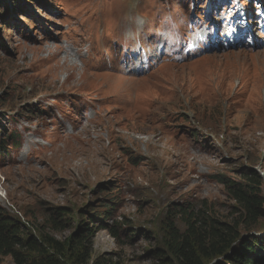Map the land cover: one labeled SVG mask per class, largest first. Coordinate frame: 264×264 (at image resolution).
<instances>
[{"label":"rangeland","instance_id":"obj_1","mask_svg":"<svg viewBox=\"0 0 264 264\" xmlns=\"http://www.w3.org/2000/svg\"><path fill=\"white\" fill-rule=\"evenodd\" d=\"M209 1L0 0V209L62 244L79 210L102 213L111 201L106 224L126 223L122 240L98 231L90 257L115 264H155L176 205L232 221L235 202L216 176L237 182L248 169L264 181V43L117 75L120 29L148 64L175 37L197 45L211 25L226 31L239 7L258 23L249 0H213L230 12L205 23ZM53 208L73 213L59 231L46 222ZM175 228L185 230L179 219Z\"/></svg>","mask_w":264,"mask_h":264},{"label":"trees","instance_id":"obj_2","mask_svg":"<svg viewBox=\"0 0 264 264\" xmlns=\"http://www.w3.org/2000/svg\"><path fill=\"white\" fill-rule=\"evenodd\" d=\"M4 148L6 144L0 138V149ZM240 172L242 180L237 182L222 176L215 178L235 202L234 213H229L232 221L219 220L210 210L193 211L187 203L185 208L176 205L173 215L165 221L162 248L151 253L155 264H264V181L254 171ZM113 206L111 201L104 203L102 213L89 208L79 210L77 228L62 244L46 235L37 240L17 217L0 209V258L11 257L14 264H115L111 259L91 261L90 257L92 239L98 231H106L118 243L122 240L120 228L127 224H106L113 218ZM72 216L69 209L53 208L46 222L53 231H59ZM177 219L185 226L183 233L175 228Z\"/></svg>","mask_w":264,"mask_h":264},{"label":"bare ground","instance_id":"obj_3","mask_svg":"<svg viewBox=\"0 0 264 264\" xmlns=\"http://www.w3.org/2000/svg\"><path fill=\"white\" fill-rule=\"evenodd\" d=\"M213 0H211V1H209V2H207V14L205 15V18H204V22L205 23H208L207 21L209 20V18L211 17V20H210V22L209 23H211V21H212V19H213V17L215 16L214 14H218V12L220 11V13H222V14H225L226 12H230V11H228L227 10V8H225L226 6H224V8L222 7L221 9H218V8H216V7H214L213 6V2H212ZM249 1H253V4H252V6H253V10H252V12L254 11V14H255V16H257L256 15V10H260V11H264V7H263V5H264V0H249ZM217 3H219L220 4V0H217ZM224 4V3H223ZM212 8V10L210 11L209 10V8ZM239 8H244V7H239ZM245 9V11H246V15L247 16H250L251 17V23H250V26H251V31L252 32H254L255 30L253 29V24H255L256 22H253V21H255V19H253L252 18V13L251 12H249V11H247V8H244ZM227 10V11H226ZM238 18H239V14H237V12H236V17H231L230 18V23H234V22H236L237 20H238ZM124 19L126 20L127 19V15L124 17ZM144 19H146V20H149L150 22H151V19H149L148 17H146V18H144ZM193 21H198V20H193ZM190 22V21H189ZM208 23V24H209ZM122 24V23H121ZM257 24V23H256ZM258 25V24H257ZM259 28V27H258ZM209 30H210V34H208V36H206V37H209V36H216L217 38H218V40H219V38H223V39H225V36H224V33L227 31H224V29L223 28H221V30H220V32L218 33V30H217V28H215V25H211L210 27H209ZM257 31H259V30H257ZM120 34H116L114 37L117 39V40H119V41H121V40H123L124 41V44L122 45V47L120 46V45H117L119 48H120V50H121V54H123V61H122V64H121V68H120V70L122 69V68H127V67H130V66H133V65H136V64H141V65H143V63L144 64H146V60L145 59H143V51H145L144 49H142V48H140V49H138V50H135V52H133L134 51V46L132 45H129L130 44V42H132L131 40L129 41V40H126V36L124 35V33L121 31V29H120ZM221 33H223L222 35H221ZM259 33H260V31H259ZM158 34V33H157ZM262 35H263V38H264V33H262ZM205 37V38H206ZM253 38H255L254 37V35H253ZM192 40V39H191ZM191 40H185L184 41V43H186L187 41H191ZM134 41V40H133ZM220 41V40H219ZM264 41V39H260V41L259 40H256L255 39V41H253L255 44H257V45H260L261 43H264L263 42ZM231 43V42H230ZM239 44H242V43H239ZM243 45H248V43L247 42H244L243 43ZM127 47H133V48H131L130 50H128V51H126V48ZM132 50V51H131ZM124 52V53H123ZM37 61H38V59H37ZM125 61V62H124ZM152 61V57H150L149 58V62H151ZM110 64V63H109ZM113 68V67H112ZM142 69H145V68H142ZM119 70V71H120ZM69 76V75H68ZM169 140V139H168Z\"/></svg>","mask_w":264,"mask_h":264}]
</instances>
